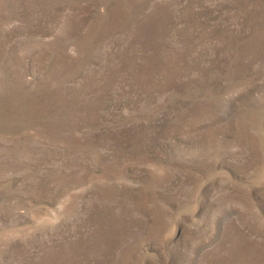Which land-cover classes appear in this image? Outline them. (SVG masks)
<instances>
[{"label":"rangeland","instance_id":"obj_1","mask_svg":"<svg viewBox=\"0 0 264 264\" xmlns=\"http://www.w3.org/2000/svg\"><path fill=\"white\" fill-rule=\"evenodd\" d=\"M0 264H264V0H0Z\"/></svg>","mask_w":264,"mask_h":264}]
</instances>
